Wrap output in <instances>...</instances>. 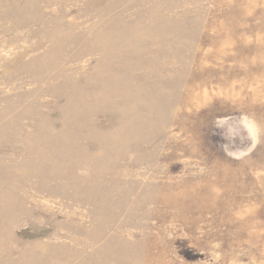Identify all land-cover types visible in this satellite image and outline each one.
<instances>
[{
	"label": "rangeland",
	"instance_id": "obj_1",
	"mask_svg": "<svg viewBox=\"0 0 264 264\" xmlns=\"http://www.w3.org/2000/svg\"><path fill=\"white\" fill-rule=\"evenodd\" d=\"M0 264H264V0H0Z\"/></svg>",
	"mask_w": 264,
	"mask_h": 264
}]
</instances>
